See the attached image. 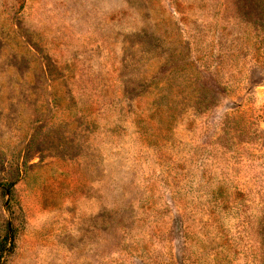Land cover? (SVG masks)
Masks as SVG:
<instances>
[{
    "label": "rangeland",
    "instance_id": "rangeland-1",
    "mask_svg": "<svg viewBox=\"0 0 264 264\" xmlns=\"http://www.w3.org/2000/svg\"><path fill=\"white\" fill-rule=\"evenodd\" d=\"M0 183V264H264V0H0Z\"/></svg>",
    "mask_w": 264,
    "mask_h": 264
},
{
    "label": "trees",
    "instance_id": "trees-1",
    "mask_svg": "<svg viewBox=\"0 0 264 264\" xmlns=\"http://www.w3.org/2000/svg\"><path fill=\"white\" fill-rule=\"evenodd\" d=\"M1 185V183H0ZM8 232H7V235L5 236V238L2 239L1 241V246H0V258H1V255H2V251H4V248L6 246V244H12V241H13V238L14 237L13 235V231L11 232V228L9 227L8 228ZM7 248V247H6Z\"/></svg>",
    "mask_w": 264,
    "mask_h": 264
}]
</instances>
